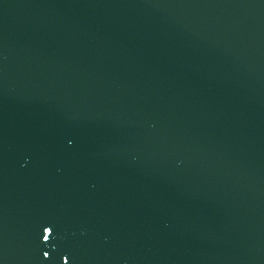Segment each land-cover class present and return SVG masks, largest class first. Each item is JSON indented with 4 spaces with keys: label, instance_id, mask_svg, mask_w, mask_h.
<instances>
[{
    "label": "snow or ice",
    "instance_id": "snow-or-ice-1",
    "mask_svg": "<svg viewBox=\"0 0 264 264\" xmlns=\"http://www.w3.org/2000/svg\"><path fill=\"white\" fill-rule=\"evenodd\" d=\"M44 231H45V232H49L50 229H49V228H45ZM44 239H48V237H47V236H44Z\"/></svg>",
    "mask_w": 264,
    "mask_h": 264
}]
</instances>
